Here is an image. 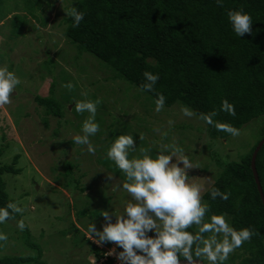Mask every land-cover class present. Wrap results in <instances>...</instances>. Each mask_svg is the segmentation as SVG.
I'll use <instances>...</instances> for the list:
<instances>
[{
	"label": "rangeland",
	"instance_id": "obj_1",
	"mask_svg": "<svg viewBox=\"0 0 264 264\" xmlns=\"http://www.w3.org/2000/svg\"><path fill=\"white\" fill-rule=\"evenodd\" d=\"M73 1L63 0L61 4L60 0H0V66L15 72L21 81L12 94L11 103L0 107V150H4L0 166L10 165L16 156L20 157L16 168L21 169V174H6L4 181L10 198L23 209L22 219L43 249V260L45 258L47 264L101 263L85 253L87 245L81 249L82 243L73 244L69 240L74 238L72 233L64 238L61 232L72 222L80 236L85 234L89 240L87 228L76 218L80 208L123 214L130 197L117 185L126 181L122 178L124 175L111 173L100 166L98 160L105 162L109 147L105 140H110L114 133L124 135L125 125L130 127L126 135L137 139L136 150L130 152L129 158L139 159L147 154L155 159L161 152L168 154L166 145L174 146L179 150L178 155H187L196 165L189 171V182L200 187L201 197L218 176L215 161L239 162L261 141L264 126L262 117L245 126L239 135L211 141L202 130L204 123L195 115L186 117L176 106L171 108H175L173 110L157 112L156 106L145 102L144 98L134 100L137 91L127 94L129 84L107 81V68L93 55L86 53L75 60V50L63 35V18L67 9L73 7ZM46 20L44 27L42 22ZM52 82L57 84L56 97L68 110L64 120L69 124L61 127L54 117L49 118L47 125L34 100L36 96H48ZM69 82L73 84L71 89L63 86ZM87 93L104 99L106 105L103 111L97 108L95 117L100 124L98 133L103 136L99 139L97 133L90 137L96 148L94 155L87 152L85 145L72 142L74 135L83 134V121L89 116L88 112L78 113L74 108L77 101L90 100ZM72 109L75 113H71ZM177 123L184 125L175 130L171 126ZM113 124L116 130L111 127ZM57 129L61 130L56 136ZM68 161L78 165V170H73L74 178L80 180L87 192L72 193L64 189L62 163ZM107 175L113 180H108ZM88 195L90 200H87ZM81 221L88 227L87 218ZM93 222L101 229L104 219L99 216ZM0 233L7 237L0 240V258L5 254L36 256L23 245L22 233L15 221L0 224ZM93 244L105 249L103 245ZM111 247L115 244L111 243ZM112 249L108 250L107 257ZM111 257L115 264L116 255Z\"/></svg>",
	"mask_w": 264,
	"mask_h": 264
},
{
	"label": "trees",
	"instance_id": "obj_2",
	"mask_svg": "<svg viewBox=\"0 0 264 264\" xmlns=\"http://www.w3.org/2000/svg\"><path fill=\"white\" fill-rule=\"evenodd\" d=\"M72 3L77 11L85 13L78 27H73L70 15L63 18V35L73 45L75 60L81 59L86 53L93 55L107 68V81L129 84H126L127 94L137 91L134 100L144 98L145 102L155 106L157 94H163L165 104L162 110H192L204 123L205 128L202 130L211 141L227 140L233 135L206 124L200 118L201 114L215 111L214 121L229 124L239 131L252 121L264 117V0H224L223 7L218 6L215 0H74ZM240 9L249 13L253 20L252 34H245L242 38L232 32L227 17L228 10ZM67 10L70 12L71 8ZM42 25L45 27L47 20ZM145 71L159 74L160 79L152 92L140 89L146 82L143 76ZM56 92L57 84L52 82L49 95L36 96L34 100L41 109L44 122L48 125L49 118L54 117L61 127L69 124L64 120L68 110L58 100ZM86 96L92 101L99 99L97 108L102 111L106 109L104 99L100 100L90 93ZM125 96L129 98V95ZM224 100L234 106L235 116L220 110ZM71 113H75L73 109ZM179 125L184 124L171 127L177 130ZM111 127L114 129V124ZM125 127L124 135L130 128ZM60 130H55L56 136ZM261 133L262 141L264 126ZM102 134L98 133L99 139ZM117 136L114 133L105 143L110 146ZM168 141L166 138L165 142ZM257 145L239 162L224 164L215 161L218 176L202 196V201L209 209L204 222H209L213 214H225L234 228L249 227L255 233L224 264H264V205L251 168ZM3 152V149L0 150V158ZM106 158L105 162L98 160V164L121 176V171ZM19 160L20 157L16 156L12 164L0 166V207L9 202L15 203L7 192L4 175H20L21 169L16 168ZM75 168L78 170L74 162L62 163L65 179L63 187L72 193H85L88 189L82 187L79 179L74 178ZM256 169L264 193V146L257 155ZM122 178L126 180V177ZM213 189L228 194V199L219 196L212 199L210 193ZM89 197L87 200H90ZM101 214L100 211L80 208L76 218L87 228L86 222L83 223L81 219L87 218L91 223ZM21 219V213H13L8 221L17 222ZM64 231L61 236L65 238L72 233L74 238L69 240L73 244L82 243L81 249L87 245L89 248L85 253L97 261L104 258L105 249L111 248V243L103 244L105 249H101L91 243L85 234L81 237L72 222ZM188 231L195 233L198 226L193 225ZM21 233L24 242L21 244L36 256L5 254L0 258V264H47L45 258L43 260V249L26 223ZM204 235L207 237L212 234ZM196 247L194 244L193 259L209 264L203 256H195ZM112 263L113 260L109 259L105 264Z\"/></svg>",
	"mask_w": 264,
	"mask_h": 264
},
{
	"label": "clouds",
	"instance_id": "obj_3",
	"mask_svg": "<svg viewBox=\"0 0 264 264\" xmlns=\"http://www.w3.org/2000/svg\"><path fill=\"white\" fill-rule=\"evenodd\" d=\"M60 2L62 4L63 0ZM215 2L223 7L224 0ZM67 15L71 16L73 27H78L85 13L77 11L73 6ZM227 17L232 32L237 37L252 34L253 20L249 13L242 9L228 10ZM143 76L146 82L140 89L146 92L154 91V86L160 79L159 74L145 71ZM20 83L15 72L9 71L6 66H0V107L11 103L12 94L16 93ZM63 86L73 88L71 82ZM99 103V99L83 100L77 101L74 107L76 112L86 111L89 116L83 121V134L74 135L72 142L85 145L87 152L93 155L96 148L90 137L100 131V124L95 119ZM164 104V95L158 93L155 98V110L161 111ZM220 110L227 111L232 116L236 114L234 106L227 100L221 102ZM183 115L192 117L195 113L185 108ZM215 115L213 111L201 114L200 118L218 131L233 136L239 135V129L214 121ZM136 146L137 139L132 135H119L107 148V158L126 177V182L117 187L127 192L130 200L124 205L122 215L103 211L101 216L104 223L101 229H98L94 222L90 223L86 229L89 240L97 245L114 243L115 247H111L113 249L108 254H115L120 264H182V261L186 264H202L201 261L193 259L194 244L197 245L196 257L203 256L209 264H224L231 253L251 240L255 234L253 230L249 227L234 228L225 214H213L209 217V222H204L209 209L202 202L200 187L189 182V171L196 165L187 155H178L177 148L166 145L165 152L168 154L161 152L155 159L147 154L139 159H129L130 152L135 151ZM107 179L112 181L113 177L107 175ZM210 195L212 199L218 196L224 200L228 199V194L221 193L219 189H213ZM22 212L23 209L16 203H7L0 207V224L11 219L13 213ZM193 225L198 226L195 233L188 231ZM16 226L23 231L25 229L23 219L18 220ZM205 233L212 235L206 237ZM6 238L5 234L0 233V240ZM109 249H105L106 255L98 264H105L109 259L114 263V258L107 257Z\"/></svg>",
	"mask_w": 264,
	"mask_h": 264
},
{
	"label": "water",
	"instance_id": "obj_4",
	"mask_svg": "<svg viewBox=\"0 0 264 264\" xmlns=\"http://www.w3.org/2000/svg\"><path fill=\"white\" fill-rule=\"evenodd\" d=\"M263 146H264V139L258 144V146L256 147V149H255V151L253 153L252 162H251V168H252V171H253V175H254V179H255L256 185H257L258 192L260 194V198H261L262 203L264 205V193H263L261 182H260V179H259V176H258V172H257V169H256V158H257V155L261 151ZM182 264H186V262L182 261ZM202 264H203V262H202Z\"/></svg>",
	"mask_w": 264,
	"mask_h": 264
},
{
	"label": "built area",
	"instance_id": "obj_5",
	"mask_svg": "<svg viewBox=\"0 0 264 264\" xmlns=\"http://www.w3.org/2000/svg\"><path fill=\"white\" fill-rule=\"evenodd\" d=\"M110 257H111V255H110ZM111 258H113V257H111ZM115 259H116V263L115 264H120V261L115 257Z\"/></svg>",
	"mask_w": 264,
	"mask_h": 264
}]
</instances>
